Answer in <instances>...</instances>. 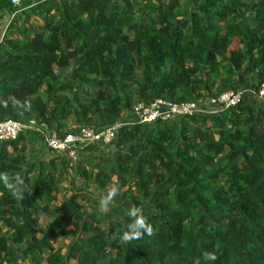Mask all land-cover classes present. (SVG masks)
Wrapping results in <instances>:
<instances>
[{
	"label": "trees",
	"instance_id": "16d2710c",
	"mask_svg": "<svg viewBox=\"0 0 264 264\" xmlns=\"http://www.w3.org/2000/svg\"><path fill=\"white\" fill-rule=\"evenodd\" d=\"M0 13L13 16L0 123L60 137L118 125L74 165L36 159L34 133L0 142V264H264V0H0ZM227 92L240 102L212 113L132 116ZM108 188L102 214L89 189Z\"/></svg>",
	"mask_w": 264,
	"mask_h": 264
},
{
	"label": "built area",
	"instance_id": "2783aa9c",
	"mask_svg": "<svg viewBox=\"0 0 264 264\" xmlns=\"http://www.w3.org/2000/svg\"><path fill=\"white\" fill-rule=\"evenodd\" d=\"M21 0H9L10 4L17 6ZM8 19V23L12 19ZM242 93L227 92L218 98H209L203 105V110L195 104L175 105L163 100H157L151 105L144 107L138 105L133 108L132 116L141 124H150L156 121L167 122L183 116L195 113L214 112L236 106L241 99ZM257 98L264 101V86L257 92ZM117 126L95 131L82 129L78 134H70L60 137L54 130L43 123L31 120L26 123L4 122L0 123V142L14 141L21 134L34 133L43 149L65 153L68 158H74L76 150L89 144H111L116 136Z\"/></svg>",
	"mask_w": 264,
	"mask_h": 264
},
{
	"label": "rangeland",
	"instance_id": "374dc122",
	"mask_svg": "<svg viewBox=\"0 0 264 264\" xmlns=\"http://www.w3.org/2000/svg\"><path fill=\"white\" fill-rule=\"evenodd\" d=\"M5 32V31H4ZM3 32V34H4ZM2 34V36H3ZM39 145H42L41 143H39ZM31 147V146H30ZM34 148L36 149V156L35 158L36 159H39V158H43V159H50V157L48 156V153L42 149L39 151V148H37L36 146H34ZM77 158L74 157L72 158V164L74 165L75 162H76ZM72 178V174L70 173L68 176H67V180L71 179ZM61 187L63 189H67L69 188V182L68 181H62L60 183ZM77 186H79V182H77ZM90 192H92V198L93 199H96L98 201V205L100 207H98V210H100V212L102 214H106V212L109 210V205L107 206V202L109 203V198L111 196V194L113 193V189L112 188H108L105 192H103L101 195V197H99L96 193H94V191L92 189H89ZM69 196V194H68ZM59 206V201L58 202H55L53 205L49 206V207H44L42 209V212H43V215L40 217V224L42 227H46V225L49 223V218H48V214H54L55 213V208ZM69 243V241H65L64 244L62 246H66L67 244ZM64 248V247H63ZM63 253H65V249H63Z\"/></svg>",
	"mask_w": 264,
	"mask_h": 264
},
{
	"label": "crops",
	"instance_id": "0c3cea01",
	"mask_svg": "<svg viewBox=\"0 0 264 264\" xmlns=\"http://www.w3.org/2000/svg\"><path fill=\"white\" fill-rule=\"evenodd\" d=\"M41 0H21V6L24 8H29L37 3H39ZM9 17L7 15H3L0 13V40L2 38V34L5 31V24Z\"/></svg>",
	"mask_w": 264,
	"mask_h": 264
},
{
	"label": "clouds",
	"instance_id": "9594fccd",
	"mask_svg": "<svg viewBox=\"0 0 264 264\" xmlns=\"http://www.w3.org/2000/svg\"><path fill=\"white\" fill-rule=\"evenodd\" d=\"M142 223V222H141ZM125 238H127V237H125Z\"/></svg>",
	"mask_w": 264,
	"mask_h": 264
}]
</instances>
